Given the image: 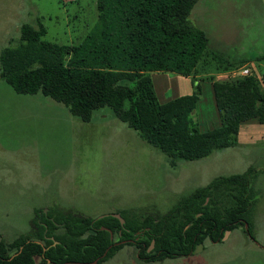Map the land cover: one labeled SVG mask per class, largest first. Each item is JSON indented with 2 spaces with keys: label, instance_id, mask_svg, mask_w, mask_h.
Returning a JSON list of instances; mask_svg holds the SVG:
<instances>
[{
  "label": "trees",
  "instance_id": "trees-1",
  "mask_svg": "<svg viewBox=\"0 0 264 264\" xmlns=\"http://www.w3.org/2000/svg\"><path fill=\"white\" fill-rule=\"evenodd\" d=\"M197 2L98 0L97 23L73 45L46 40L42 22L25 23L20 42L0 53V77L21 94L42 93L63 103L85 122L109 106L174 165L236 146L243 122L264 123V80L255 71L212 80L221 125L207 131L194 118L200 84L199 90L165 103L153 87L152 72L198 76L205 64L209 37L189 20ZM218 57L226 62L224 70L233 66ZM258 175L250 167L217 176L165 214L124 209L125 223L112 213L85 216L59 205L37 210L30 232L10 242L0 233V264H100L125 245L135 246L140 259L152 263L188 256L207 239L221 242L226 231L240 227L254 238Z\"/></svg>",
  "mask_w": 264,
  "mask_h": 264
},
{
  "label": "rangeland",
  "instance_id": "rangeland-1",
  "mask_svg": "<svg viewBox=\"0 0 264 264\" xmlns=\"http://www.w3.org/2000/svg\"><path fill=\"white\" fill-rule=\"evenodd\" d=\"M98 14V0H0V52L20 42L25 23L42 22L46 40L79 44L97 23ZM189 20L209 37L208 56L198 76L190 80L177 73L155 72L152 83L160 103L193 93L200 84L194 118L205 130L221 124L212 80L244 68L264 79V0H198ZM218 56L233 66L224 70L226 62ZM7 92L15 93L0 77L1 110L15 103ZM20 95L16 105L29 110L21 114L16 128L1 114L0 233L6 240L30 232L37 210L46 212L59 205L92 217L129 208L165 214L181 197L217 176L254 167L259 173L254 211L259 245L238 228L224 241L207 240L193 255L146 263L135 257L134 246L126 245L103 264H264V123L245 121L238 145L198 160L178 159L174 165L109 106L97 109L85 122L42 93Z\"/></svg>",
  "mask_w": 264,
  "mask_h": 264
},
{
  "label": "crops",
  "instance_id": "crops-1",
  "mask_svg": "<svg viewBox=\"0 0 264 264\" xmlns=\"http://www.w3.org/2000/svg\"><path fill=\"white\" fill-rule=\"evenodd\" d=\"M3 50V49H2ZM1 50V51H2ZM1 53V52H0ZM228 72V71H227ZM155 72H152L151 73V75H153ZM220 77V76H219ZM218 77V78H219ZM186 78H188V79H192L193 77L192 76H190V77H186ZM4 80V79H3ZM211 84V86H212V90H213V93H214V97H215V92H214V87H213V82H211L210 83ZM10 85V84H9ZM11 86V85H10ZM12 87V86H11ZM13 88V87H12ZM14 89V88H13ZM14 91H15V93H11V92H7L8 94H10V97H11V99L13 100V101H15V103L14 104H11L9 107H6V108H4V109H0V127H1V125L3 124V116L1 115V114H4V115H6V117H5V120H7L8 121V119H10V120H13V125H14V128H16V126H17V124H16V121L17 120H21V114L22 113H28V110L29 109H23L22 108V106H19V105H16L17 104V101H19V102H21V93H19V92H17L15 89H14ZM192 93V92H191ZM191 93H189V94H191ZM16 94V95H15ZM22 95H25V94H22ZM31 95V94H30ZM181 96V95H180ZM178 97V96H177ZM176 98V97H175ZM215 102H216V98H215ZM216 106H217V103H216ZM217 109H218V107H217ZM8 124V122H6L4 125H7ZM199 125V124H198ZM221 125V124H220ZM219 125V126H220ZM219 126H215V127H212V128H209V129H205V130H203L202 128H200V125H199V128H200V130L201 131H207V130H210V129H213V128H216V127H219ZM16 132V131H15ZM9 134H13L12 132H7V134L6 135H9ZM6 135H5V137H6ZM14 136H15V134H14ZM5 137H3V138H1L2 139V141L4 142V138ZM0 147H3V143L0 141ZM2 150L0 149V157H1V154H2V152H1ZM254 254H260L261 252H259V251H257V252H253ZM135 257L139 260V261H141L139 258H138V254H137V252H136V254H135ZM142 262V261H141ZM96 264V263H95Z\"/></svg>",
  "mask_w": 264,
  "mask_h": 264
},
{
  "label": "flooded vegetation",
  "instance_id": "flooded-vegetation-1",
  "mask_svg": "<svg viewBox=\"0 0 264 264\" xmlns=\"http://www.w3.org/2000/svg\"><path fill=\"white\" fill-rule=\"evenodd\" d=\"M258 176H259V175H258ZM257 179H258V178H257ZM255 184H256V183H255ZM255 188H256V187H255ZM256 205H257V204H256ZM47 210H48V209H47ZM47 210H46V212H47ZM168 211H169V210H168ZM110 214H111V213H110ZM112 214H114V213H112ZM119 214H120V213H119ZM103 215L105 216V215H107V214H103ZM120 215H121V214H120ZM101 216H102V215H100V216H98V217L101 218ZM104 216H103V217H104ZM121 216H122V215H121ZM254 216H255V214L253 215V224H254ZM118 218H119V217H118ZM123 218H124V217H123ZM240 228L243 230V227H240ZM246 228L248 229V225H247V224H246ZM237 229H238V228H237ZM228 231H230V230H228ZM226 232H227V231H226ZM230 232H232V231H230ZM243 232H244V231H243ZM244 233H245V232H244ZM253 233H254V228H253ZM245 235H246V237H248L251 241H253V242H255L256 244H258L255 233H254V235H255L254 238L251 236V234H246V233H245ZM3 237H4V236H3ZM114 239H115V240H118V236H115ZM5 240H6V239H5ZM207 240H210V239H207ZM207 240H206V241H207ZM224 240H225V239H224V237H223V240H222V241H224ZM6 241H8V240H6ZM12 241H13V240H12ZM206 241H205V242H206ZM210 241H211V240H210ZM9 242H10V241H9ZM205 242L199 244V245L197 246V248L194 250V252H193L192 254H190V255H193V254H195V253H198V251H200V249L203 248ZM211 242H213V241H211ZM217 242H220V241H217ZM214 243H216V242H214ZM153 244H154V242L152 243V245H153ZM152 245H151V246H152ZM258 245H259V244H258ZM125 246H126V245H125ZM125 246H124V247H125ZM132 246H133V245H132ZM124 247H123V248H124ZM134 247H135V246H134ZM135 248H136V247H135ZM120 250H121V249H120ZM136 250H137V249H136ZM152 250H153V249H152ZM152 250H151V247H150V248H149V251H152ZM117 252H118V251H117ZM117 252H116V253H117ZM137 254H138V251H137ZM111 258H112V257H111ZM111 258H109V259H111ZM138 258L140 259L139 254H138ZM109 259H108V260H109ZM108 260H106V261H108ZM140 260L143 261L142 259H140ZM165 260H166V259H165ZM106 261H104V262H106ZM104 262H103V263H104ZM143 262H144V261H143ZM95 263H96V264H99L97 261H94L92 264H95ZM103 263H100V264H103ZM146 263H148V262H146Z\"/></svg>",
  "mask_w": 264,
  "mask_h": 264
},
{
  "label": "built area",
  "instance_id": "built-area-1",
  "mask_svg": "<svg viewBox=\"0 0 264 264\" xmlns=\"http://www.w3.org/2000/svg\"><path fill=\"white\" fill-rule=\"evenodd\" d=\"M252 72V70L248 69V68H244L243 70L237 72V73H233L232 75H229V76H235V75H238V74H250ZM258 75V74H257ZM228 77V76H226ZM263 79V78H262ZM264 80V79H263Z\"/></svg>",
  "mask_w": 264,
  "mask_h": 264
},
{
  "label": "water",
  "instance_id": "water-1",
  "mask_svg": "<svg viewBox=\"0 0 264 264\" xmlns=\"http://www.w3.org/2000/svg\"><path fill=\"white\" fill-rule=\"evenodd\" d=\"M113 215L116 216V217H119L121 219L122 223H125V219L119 213H114ZM103 216L104 215H102L101 217H103ZM229 233H230V231L226 232V234L224 236V239L229 235Z\"/></svg>",
  "mask_w": 264,
  "mask_h": 264
}]
</instances>
